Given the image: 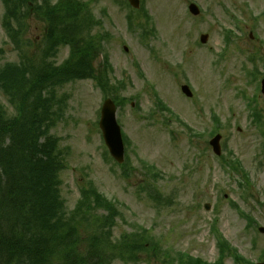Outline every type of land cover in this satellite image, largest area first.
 <instances>
[{"label":"rangeland","instance_id":"1","mask_svg":"<svg viewBox=\"0 0 264 264\" xmlns=\"http://www.w3.org/2000/svg\"><path fill=\"white\" fill-rule=\"evenodd\" d=\"M80 1L97 21L92 32L107 35L102 54L112 67L110 87L125 83L121 96L129 100L116 119L127 143L125 166L119 167L98 128L104 99L92 81L58 89L67 103L51 134L65 158L60 193L67 212L91 184L121 214L112 242L142 229L157 243L134 263L110 264H180L179 254L216 264L213 224L241 256L264 262V233L258 230L264 228V130L252 118L256 109L255 117L259 112L264 119V0H140L138 10L121 0ZM190 4L198 7L197 16L188 11ZM3 15L0 2V67L40 57L44 25L27 20L17 51L2 27ZM225 31L232 32L229 42ZM68 55L62 47L54 62ZM182 86L189 87L190 98ZM0 103L12 113L1 94ZM215 135L221 136L220 156L209 146Z\"/></svg>","mask_w":264,"mask_h":264},{"label":"trees","instance_id":"2","mask_svg":"<svg viewBox=\"0 0 264 264\" xmlns=\"http://www.w3.org/2000/svg\"><path fill=\"white\" fill-rule=\"evenodd\" d=\"M0 2L5 8L2 27L15 50L20 51L18 40L27 20L33 18L45 30L37 47L40 57L23 56L18 64L0 67V94L12 111L0 103V264L134 263L138 253L155 251L157 243L145 230L112 242L121 214L91 184L81 189L75 207L67 212L60 195L65 158L51 134L64 117L67 97L58 89L65 84L92 80L104 96L124 106L126 99L111 93L118 87H110L107 59L99 61L105 37L92 32L97 26L80 0ZM61 47H67L69 55L57 65ZM232 168L238 171V164ZM226 248L222 243L216 264L223 262ZM231 256L237 264H248ZM179 260L206 264L190 257Z\"/></svg>","mask_w":264,"mask_h":264},{"label":"water","instance_id":"3","mask_svg":"<svg viewBox=\"0 0 264 264\" xmlns=\"http://www.w3.org/2000/svg\"><path fill=\"white\" fill-rule=\"evenodd\" d=\"M128 1L134 8L138 7V3H139L138 0H128ZM189 10L193 15H197L199 12L194 5H191L189 7ZM206 39H207L206 36H202L201 42L205 43ZM261 85H262V93L264 95V80L262 81ZM182 91L188 97L191 96L187 87H182ZM99 129L102 133V138L109 151V154L117 163L121 164L123 162L124 146L121 137L120 127L116 122L115 106L113 105L111 100H106L101 108ZM219 139L220 137L217 136L210 143L215 154L217 155L220 154L219 145H218ZM206 209H208V206H206ZM261 231L264 232V230Z\"/></svg>","mask_w":264,"mask_h":264}]
</instances>
